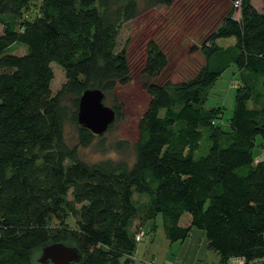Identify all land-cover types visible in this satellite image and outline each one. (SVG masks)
<instances>
[{
  "label": "trees",
  "instance_id": "16d2710c",
  "mask_svg": "<svg viewBox=\"0 0 264 264\" xmlns=\"http://www.w3.org/2000/svg\"><path fill=\"white\" fill-rule=\"evenodd\" d=\"M33 1L0 0V264H39L35 252L60 242L80 249L78 264H131L136 236L150 222L155 232L159 216L171 243L198 229L220 264L264 262V157L255 156L256 148L264 152V13L252 0L239 7L233 0L202 47L191 49L203 53V67L179 83L154 82L169 59L151 40L142 69L151 100L135 162L89 164L79 148L101 137L79 126V100L88 89L111 93L131 83L127 50L117 49L138 2L39 0L32 19ZM144 2L159 8L175 0ZM222 39L234 42L219 46ZM18 46L24 55L13 52ZM53 64L66 76L56 94ZM232 65L240 83L226 129L225 108L206 103ZM260 84L263 95L255 96ZM68 123L78 129L75 145ZM185 214L190 223L182 226Z\"/></svg>",
  "mask_w": 264,
  "mask_h": 264
},
{
  "label": "rangeland",
  "instance_id": "374dc122",
  "mask_svg": "<svg viewBox=\"0 0 264 264\" xmlns=\"http://www.w3.org/2000/svg\"><path fill=\"white\" fill-rule=\"evenodd\" d=\"M32 19L37 16L40 1L34 0ZM139 5L136 19L125 23L118 38V52L127 50L131 66V83L118 87L111 93H104V102L121 115V120L113 123V129L103 137L97 138L87 148H79L80 158L89 164H96L104 160H127L131 164L135 162L133 145L139 138V122L148 108L151 97L144 87L147 78L142 69L145 60L146 46L151 40L156 41L165 51L169 65L155 83L171 81L179 83L192 79L197 75L205 63V56L200 51L191 52L192 48L198 50L202 47L206 38L214 31L223 16L234 7L233 0H175L172 7L149 8L144 0H137ZM253 6L264 13V4L261 0H252ZM239 13H236L238 17ZM3 27L0 25V34ZM233 39L218 41L219 46H228ZM17 55H24L26 49L18 46L13 51ZM54 80L51 88L56 94L66 82V76L62 68L52 65ZM240 77L236 66L232 65L224 72L216 85L210 90L206 108L224 107L225 115L223 125L229 128L235 108L236 89L239 86ZM256 95H263L260 84L255 88ZM264 104V96L261 99ZM252 108L253 104L250 102ZM66 135L69 143H78V129L68 123ZM257 142L261 141L258 137ZM129 143L123 150L115 147L117 143ZM256 158L262 159L264 152L256 148ZM70 227H74V220L70 219ZM156 231L151 232L152 222L144 229L145 235L142 241L137 242V251L131 264H220V257L209 250L207 238L203 231L193 229L190 237L184 242L171 243L165 234L163 218L156 220ZM190 223V216L182 217L181 225ZM137 225V223H136ZM66 244V243H65ZM69 245V244H66ZM42 250L34 254V259L39 260ZM229 264H233L230 262ZM253 264H264L263 261Z\"/></svg>",
  "mask_w": 264,
  "mask_h": 264
},
{
  "label": "water",
  "instance_id": "95a60500",
  "mask_svg": "<svg viewBox=\"0 0 264 264\" xmlns=\"http://www.w3.org/2000/svg\"><path fill=\"white\" fill-rule=\"evenodd\" d=\"M105 94L100 89H88L79 100L77 120L79 126L98 137L104 136L116 121V112L104 102ZM83 255L76 246L53 243L42 249L39 264H78Z\"/></svg>",
  "mask_w": 264,
  "mask_h": 264
},
{
  "label": "built area",
  "instance_id": "2783aa9c",
  "mask_svg": "<svg viewBox=\"0 0 264 264\" xmlns=\"http://www.w3.org/2000/svg\"><path fill=\"white\" fill-rule=\"evenodd\" d=\"M240 2H241V0L236 1V2H235V7H239V6H240ZM144 235H145V232H144V231H143L142 233H140L139 235H137V236H136V241H137V242L142 241V238H143ZM237 263H238V264H243V260L238 259V260H237Z\"/></svg>",
  "mask_w": 264,
  "mask_h": 264
}]
</instances>
